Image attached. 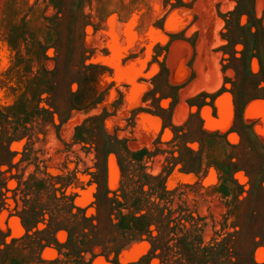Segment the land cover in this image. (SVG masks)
<instances>
[{
    "label": "rangeland",
    "instance_id": "374dc122",
    "mask_svg": "<svg viewBox=\"0 0 264 264\" xmlns=\"http://www.w3.org/2000/svg\"><path fill=\"white\" fill-rule=\"evenodd\" d=\"M0 201V264H264V0H0Z\"/></svg>",
    "mask_w": 264,
    "mask_h": 264
},
{
    "label": "trees",
    "instance_id": "16d2710c",
    "mask_svg": "<svg viewBox=\"0 0 264 264\" xmlns=\"http://www.w3.org/2000/svg\"><path fill=\"white\" fill-rule=\"evenodd\" d=\"M1 202V201H0ZM150 252H151V250H150Z\"/></svg>",
    "mask_w": 264,
    "mask_h": 264
}]
</instances>
